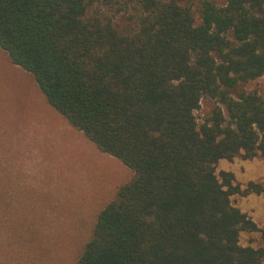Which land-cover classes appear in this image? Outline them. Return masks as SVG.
I'll return each mask as SVG.
<instances>
[{
  "label": "trees",
  "instance_id": "obj_1",
  "mask_svg": "<svg viewBox=\"0 0 264 264\" xmlns=\"http://www.w3.org/2000/svg\"><path fill=\"white\" fill-rule=\"evenodd\" d=\"M0 49L134 173L75 264L262 263L239 245L258 227L230 202L261 188L215 165L264 157V99L239 89L264 77V0L204 2L197 26L181 0H0ZM204 98L222 108L198 124Z\"/></svg>",
  "mask_w": 264,
  "mask_h": 264
},
{
  "label": "rangeland",
  "instance_id": "obj_2",
  "mask_svg": "<svg viewBox=\"0 0 264 264\" xmlns=\"http://www.w3.org/2000/svg\"><path fill=\"white\" fill-rule=\"evenodd\" d=\"M204 2L222 7L226 0H181L196 26ZM131 18L119 15L118 27L133 26ZM239 89L264 99V77ZM216 107L221 105L202 99L197 123ZM220 172L231 173L240 189L260 186V194L235 195L230 202L259 229L241 232L239 245L264 250V157L220 160L215 174ZM133 177L50 107L32 76L0 49V264H75L97 216Z\"/></svg>",
  "mask_w": 264,
  "mask_h": 264
}]
</instances>
